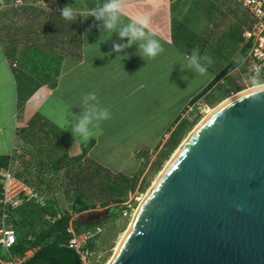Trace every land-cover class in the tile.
Listing matches in <instances>:
<instances>
[{
    "label": "crops",
    "instance_id": "obj_1",
    "mask_svg": "<svg viewBox=\"0 0 264 264\" xmlns=\"http://www.w3.org/2000/svg\"><path fill=\"white\" fill-rule=\"evenodd\" d=\"M71 1L73 5L69 0L66 5L64 0H0V158L9 159L8 168L19 164L15 169L23 180H35L26 184L34 197L25 199L39 202L33 192L39 188V175H55L60 183L61 175L75 171L77 159L121 174L126 173L125 164L118 160L125 158L132 167L124 176L135 173L147 154L158 148V141L169 136L167 128L182 116L187 119L220 83L191 104L218 70L208 69L203 76L181 71L183 57L198 48L199 41L205 42L207 30L217 21L203 17L187 0H127L124 22L136 13L150 16L164 49L153 60L138 55L137 45L125 50L127 59L125 52L117 58L113 44L127 40L120 41L115 33L102 34L94 17L66 21L60 16L65 6L86 13L104 0H79L84 3L79 8L76 0ZM190 8L200 14L193 18L194 32L182 24L183 29H177V21ZM91 92L110 109L111 119L102 122L101 132L89 141H74L71 130L64 131L66 117L79 115L82 95ZM56 181L51 188H58Z\"/></svg>",
    "mask_w": 264,
    "mask_h": 264
},
{
    "label": "water",
    "instance_id": "obj_2",
    "mask_svg": "<svg viewBox=\"0 0 264 264\" xmlns=\"http://www.w3.org/2000/svg\"><path fill=\"white\" fill-rule=\"evenodd\" d=\"M109 264H264V96H235L187 137Z\"/></svg>",
    "mask_w": 264,
    "mask_h": 264
},
{
    "label": "rangeland",
    "instance_id": "obj_3",
    "mask_svg": "<svg viewBox=\"0 0 264 264\" xmlns=\"http://www.w3.org/2000/svg\"><path fill=\"white\" fill-rule=\"evenodd\" d=\"M12 1L14 0H8L6 3ZM67 1L68 0H64L63 4L66 5ZM69 1L71 5L74 4L73 1ZM187 3L191 8L198 10L206 19L207 17H214L217 21L218 28L215 30V35L217 40H220L221 38V40L216 44L217 49L222 48L228 53H230L231 49H233V44L227 39L221 37V34L226 31L230 24L240 22L242 29H248L250 22L249 15L245 11L241 10L232 0H187ZM52 4L61 5L59 2ZM75 5L79 8L83 7L84 3L76 0ZM191 8L188 9V11L185 12L181 18H179L182 19V21H177V29L182 30L183 27L179 26L182 24L190 31H193L192 27H195L197 21L196 19V21L193 22V18L199 16L200 14ZM187 42L189 44V40H187ZM202 42V44H204V41ZM202 44L200 43L197 45L198 49L202 46ZM241 46L242 45L240 44L239 47ZM211 66L214 69H218L216 65ZM261 77L264 78V69L262 70ZM249 78L250 77L244 75L240 65L231 69L225 77L220 79V83L216 84L217 86L214 87L192 108V111L187 116V119H183L182 117L184 116H182L178 123H175L171 129V126L167 128V130H170L169 136L167 135L166 137H163L165 139L158 141L156 146L161 142L158 148L147 154V157L141 161V164L138 166L135 173L130 176H124L128 175L132 164L126 162L125 158L119 159L118 161L121 163L124 161L125 165L122 169L123 171H126V173H121L123 175H105L101 177L99 183L96 184L93 189H86L83 192L85 199L92 203H100L110 198L115 199L119 193L122 191L125 192V196L121 204H111L102 208L96 207L90 211L74 216L78 227L92 224L101 225L100 227L102 232L95 245V259L93 264H107L115 252V247L119 245V241H121L123 235L129 228L131 220L142 202L144 195L150 189L153 182L157 180L159 174L164 170L167 163H169L174 152L178 149L181 143L187 139L189 133L203 119V117L211 112V110L214 109L220 102H222L225 98L238 93L239 91L249 88ZM186 113H184V115ZM180 122L181 124L177 126ZM114 163L116 165L118 164L116 162ZM116 165L113 164L112 167L115 168ZM139 171L141 172L138 173ZM109 184L114 187L112 191H108L106 188ZM132 187H134L133 190ZM64 190L65 189L58 190L55 197L57 198V201L59 200L58 203L62 208H68L70 204H67V199H69L68 201H72L73 193L69 192L66 194L65 191L68 190ZM124 210H126L127 216H123ZM109 211H111V217H108ZM71 231L74 230L72 229Z\"/></svg>",
    "mask_w": 264,
    "mask_h": 264
},
{
    "label": "trees",
    "instance_id": "obj_4",
    "mask_svg": "<svg viewBox=\"0 0 264 264\" xmlns=\"http://www.w3.org/2000/svg\"><path fill=\"white\" fill-rule=\"evenodd\" d=\"M7 1L5 0V2ZM217 28L218 25L216 26L215 23L207 30L204 44H202L203 40L199 41L202 44L199 52L201 56L207 54L212 58L213 63L211 65H216L218 69H214L211 65H208L207 69L211 71L218 70V73L213 81L191 101V104L204 96L213 85L225 77L231 69L235 68L237 64L234 63L233 58L237 55L243 56L248 49V44H243L239 47L242 43L241 35L244 32L240 22L230 24L226 31L221 34L222 38L227 39L233 44V49H231L230 53L222 48L217 49L216 44L221 40V38L220 40L216 39L215 30ZM8 161V158H0V168H8ZM79 161L80 159H77L74 172L71 170L61 175L60 183L56 181L55 175H39V188H33V192L38 198H41V202L36 199H23L19 206L8 210L7 223L13 228L16 241L8 251H4L0 247V260L7 262L12 258L19 261L20 264L78 263L76 254L65 248V244L71 237L68 229H73L74 233H80L100 227L101 225L92 224L78 227L74 216L96 207L102 208L111 204H121L125 196V192L122 191L115 199L110 198L100 203L88 202L83 192L86 189H93L99 183L101 177L110 173L105 172L94 161H87L86 163H79ZM18 165L17 163L11 165L8 168L9 172L25 185H31L35 182V180H32V183L23 180V177L16 173L15 168ZM62 178L65 183L62 182ZM53 181L54 183L56 181L58 188H51L54 185ZM112 186L111 184L106 186L107 190L112 191L114 189ZM60 189L68 190H64L66 194L69 192L73 193L72 201H68L69 199H67V204H70L68 208H62L58 203L59 200L57 201L55 197L56 192ZM57 215L59 216L58 218ZM108 217H111V211H109Z\"/></svg>",
    "mask_w": 264,
    "mask_h": 264
},
{
    "label": "clouds",
    "instance_id": "obj_5",
    "mask_svg": "<svg viewBox=\"0 0 264 264\" xmlns=\"http://www.w3.org/2000/svg\"><path fill=\"white\" fill-rule=\"evenodd\" d=\"M127 8V0H104L103 3L96 4L86 13L78 12L72 6H65L60 9V16L66 21H76L77 18H84L85 16L94 17L99 22L97 27L101 30L102 34H111L112 37L115 33L118 35L120 41L126 39L127 43H114L112 46V51L117 54V58H120L119 54L125 52L126 49L137 45V54L144 60L155 59L163 53L164 49L155 38L156 33L150 26V16L145 13H136L127 22H124L123 17L127 14ZM82 39L87 44L86 37H82ZM123 58H128L126 52ZM183 59L185 65L181 66V71L187 69L201 76L207 74V66L213 63L209 55L205 54L201 56L198 48H194L190 54L184 55ZM233 59L237 65H240L244 60L239 55ZM182 79L187 80L188 78L184 76ZM249 80L250 85L248 90L251 96L255 100L260 101L261 97L264 96V78L259 73H256ZM80 110L79 115H72L70 113V120L66 117L67 123L64 131L70 129L74 141L78 139L81 142H87L94 135L101 132L100 125L102 122L111 119V111L100 103L98 96L94 92L82 95Z\"/></svg>",
    "mask_w": 264,
    "mask_h": 264
},
{
    "label": "built area",
    "instance_id": "obj_6",
    "mask_svg": "<svg viewBox=\"0 0 264 264\" xmlns=\"http://www.w3.org/2000/svg\"><path fill=\"white\" fill-rule=\"evenodd\" d=\"M233 1L250 17L249 27L242 33L244 44L249 46L243 55L244 60L240 67L245 76L251 77L256 73L261 75L264 69V0ZM0 185V247L8 251L15 244L16 236L11 225L7 223V212L19 206L23 199L32 198L34 195L25 184L13 177L8 168H0ZM123 216H127L126 210L123 211ZM68 231L71 237L65 248L76 254L79 264H93L95 245L102 232L101 227L80 233H74L71 229ZM0 264H20V262L11 258L7 262L0 260Z\"/></svg>",
    "mask_w": 264,
    "mask_h": 264
},
{
    "label": "bare ground",
    "instance_id": "obj_7",
    "mask_svg": "<svg viewBox=\"0 0 264 264\" xmlns=\"http://www.w3.org/2000/svg\"><path fill=\"white\" fill-rule=\"evenodd\" d=\"M249 88H247V89H245V90H242V91H239L238 93H236V94H233L232 96H230V97H228V98H225L222 102H220L216 107H218L219 105H221L222 103H224V102H226V101H228V100H230V99H232V98H234L235 96H237V95H240V94H242V93H245V92H247V91H249L248 90ZM215 107V108H216ZM214 108V109H215ZM214 109H212L211 110V112H209L207 115H205L204 117H203V119L194 127V129L189 133V135L187 136V137H189L191 134H192V132L200 125V123H202V121H204L205 119H206V117L210 114V113H212V111L214 110ZM185 141H186V139L181 143V145L178 147V149L174 152V154L172 155V157H171V160L175 157V155L177 154V152L179 151V149L182 147V145L185 143ZM170 160V161H171ZM170 161H169V163H170ZM168 164V163H167ZM161 174V173H160ZM159 174V175H160ZM156 181V180H155ZM155 181L153 182V184H152V186L150 187V189L153 187V185H154V183H155ZM150 189L147 191V193L144 195V197H143V199L145 198V196L148 194V192L150 191ZM138 209V208H137ZM137 211V210H136ZM130 227V226H129ZM129 229V228H128ZM127 229V230H128ZM126 233V232H125ZM120 242V241H119ZM117 249H118V245L115 247V252H114V254L117 252ZM114 254H113V256L111 257V259L107 262V264H109L110 262H111V260L113 259V257H114Z\"/></svg>",
    "mask_w": 264,
    "mask_h": 264
}]
</instances>
